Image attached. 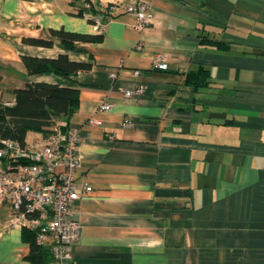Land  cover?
<instances>
[{
    "label": "crops",
    "instance_id": "crops-1",
    "mask_svg": "<svg viewBox=\"0 0 264 264\" xmlns=\"http://www.w3.org/2000/svg\"><path fill=\"white\" fill-rule=\"evenodd\" d=\"M85 1L114 5L103 30L89 11L78 15ZM132 1L0 0V102L13 104V90L29 82L80 91L70 127L82 135L77 181L92 191L76 204L73 262L264 264V0H143L154 11L144 31ZM62 29L104 38L72 50L59 40L24 43ZM200 33L233 50L202 44ZM160 54L166 70L154 67ZM60 55L93 68L64 78L29 75L23 62ZM200 67L213 85L196 91L186 81ZM141 86L143 94L126 96ZM104 102L111 110L100 111ZM11 217L0 204V264H31Z\"/></svg>",
    "mask_w": 264,
    "mask_h": 264
},
{
    "label": "built area",
    "instance_id": "built-area-1",
    "mask_svg": "<svg viewBox=\"0 0 264 264\" xmlns=\"http://www.w3.org/2000/svg\"><path fill=\"white\" fill-rule=\"evenodd\" d=\"M87 6L91 8L90 4ZM128 11L137 16L138 31L151 23L153 12L146 2L134 0ZM93 19L97 27L103 30L106 26L103 16ZM142 48L143 43H139L137 49ZM154 67L166 70L167 57L158 56ZM134 74L139 76L140 71ZM112 76L115 78L116 73ZM144 91L145 88L141 86L136 90H127L126 96L133 98ZM111 108V103L104 102L100 111H109ZM131 123L126 119L123 126L128 127ZM1 142L0 204H7L12 210L8 227L34 231L37 243L50 250L54 264H75L74 247L82 230L76 204L92 191L90 185L77 181V171L81 166L80 130L70 128L65 137L59 124H56L50 134L42 135L32 142L27 140L25 145L12 139H3Z\"/></svg>",
    "mask_w": 264,
    "mask_h": 264
},
{
    "label": "trees",
    "instance_id": "trees-1",
    "mask_svg": "<svg viewBox=\"0 0 264 264\" xmlns=\"http://www.w3.org/2000/svg\"><path fill=\"white\" fill-rule=\"evenodd\" d=\"M99 8L100 5L94 4L91 5L90 10L82 7L78 15L84 17L85 11H89L93 17H97L101 15ZM106 17L105 21H107ZM90 23L95 24L93 18L90 19ZM51 35L50 39L25 38L24 43L52 48L54 41L59 40L67 49L72 50L76 43H101L104 38L102 34H84L64 29L52 30ZM199 36L204 45L216 47L224 52L233 50L231 42L218 39L215 35L200 33ZM23 62L29 75L55 74L69 78L80 72L91 71L93 68L92 64L72 61L67 55H60L55 59L24 56ZM186 84L196 91L210 88L213 85L212 72L200 67L188 74ZM12 93L15 98L13 104L0 102V148L3 139H12L25 145L29 132H41L47 135L56 124H59L63 136L68 135L71 118L80 107L79 89L59 84L29 82L23 88L14 89ZM23 231L24 240L31 247L27 260L31 264H51L50 261L54 264L50 250L37 243L36 233L31 230Z\"/></svg>",
    "mask_w": 264,
    "mask_h": 264
},
{
    "label": "rangeland",
    "instance_id": "rangeland-1",
    "mask_svg": "<svg viewBox=\"0 0 264 264\" xmlns=\"http://www.w3.org/2000/svg\"><path fill=\"white\" fill-rule=\"evenodd\" d=\"M133 1H134V0H133ZM133 1L130 3V5L133 3ZM142 1H143V0H142ZM84 4H85L84 8H87V7H88L87 5H89V4L92 5L89 1H85ZM147 4H148V3H147ZM128 8H129V7H128ZM87 9H88V8H87ZM99 9H102V10H103V11L100 10V12H101V15L103 16V20L105 21V16H111L109 13H110L111 11H112V12L114 11V5L112 4V5H108V6H100ZM88 10H90V9H88ZM151 11L154 12L152 7H151ZM130 13H131V12H130ZM89 14H91V13L89 12ZM132 14H133V13H132ZM153 16H154V13H153ZM153 16H152L151 20L154 18ZM150 24H151V23H149L148 26H149ZM136 26H137V25H136ZM148 26H147V27H148ZM147 27H146V28H147ZM146 28H145V29H146ZM145 29H143V30H141V31H144ZM140 43H141V42H140ZM160 55H164V54H160ZM160 55H158V56H160ZM158 56H157L156 58H158ZM164 56H166V55H164Z\"/></svg>",
    "mask_w": 264,
    "mask_h": 264
}]
</instances>
